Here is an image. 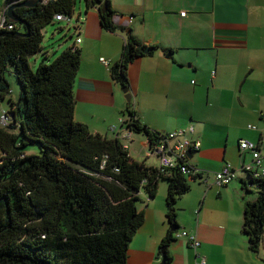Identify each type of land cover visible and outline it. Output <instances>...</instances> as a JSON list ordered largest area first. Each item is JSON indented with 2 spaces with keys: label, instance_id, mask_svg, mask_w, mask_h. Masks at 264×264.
Masks as SVG:
<instances>
[{
  "label": "crops",
  "instance_id": "crops-1",
  "mask_svg": "<svg viewBox=\"0 0 264 264\" xmlns=\"http://www.w3.org/2000/svg\"><path fill=\"white\" fill-rule=\"evenodd\" d=\"M108 1L115 31L102 27L99 7L85 15L81 10L77 18L82 63L75 121L93 134L123 137L131 104L153 132L184 131L201 144L189 165L202 178L187 177L190 191L176 206L177 231L167 222V185L161 184L153 200L141 194L138 209L144 223L130 245L128 264H165L162 246L171 232L169 264L202 259L205 264H264V239L254 253L242 232L245 206L257 195L253 186L251 193L245 188L250 178L243 168L253 163L252 155L240 150L243 140L263 146L259 172H264V0ZM130 35L155 50L129 65V104L111 69L122 60ZM101 58L111 62L110 68ZM135 137L143 138L140 144L148 153V139L131 134L126 141L131 155ZM146 155L132 158L146 164L157 159ZM152 164L147 166H160ZM226 167L236 171V180L218 188L214 175ZM181 232L197 235L200 248L177 238Z\"/></svg>",
  "mask_w": 264,
  "mask_h": 264
},
{
  "label": "trees",
  "instance_id": "trees-1",
  "mask_svg": "<svg viewBox=\"0 0 264 264\" xmlns=\"http://www.w3.org/2000/svg\"><path fill=\"white\" fill-rule=\"evenodd\" d=\"M77 1L16 9L24 24L6 21L14 30L0 28V105L14 95L8 73L21 87L19 102L10 100V109L0 114V264H128L130 245L144 223L141 192L153 200L166 182L167 222L177 227V203L190 191L180 168L140 163L121 138L93 134L75 121L80 47L74 44L51 64L32 69L30 58L44 50L43 31L57 15L72 18ZM105 1L108 11H100L101 24L115 31L110 2L85 0L87 10L101 9ZM154 50L130 35L122 60L111 69L112 79L128 88L129 65ZM128 114L127 132L145 136L149 149L167 140L169 134L143 125L131 104ZM32 145L40 146L39 155L27 154ZM248 176L245 188L251 193L253 186L257 198L245 206L242 232L250 251L258 253L264 239V177ZM173 240L171 232L163 242L165 264L171 261Z\"/></svg>",
  "mask_w": 264,
  "mask_h": 264
},
{
  "label": "built area",
  "instance_id": "built-area-1",
  "mask_svg": "<svg viewBox=\"0 0 264 264\" xmlns=\"http://www.w3.org/2000/svg\"><path fill=\"white\" fill-rule=\"evenodd\" d=\"M8 1V0H7ZM14 1V0H12ZM29 0H16L13 2V4H8L7 8L4 11H0V21L1 25L0 28L2 29H8L9 31L14 30V26L10 25L6 27L5 23L6 21H9L7 13L9 9L14 6L18 5L19 3H24ZM59 0H43L42 4H48L49 2H56ZM182 16L185 17L186 13H182ZM55 20L59 21H72V18L63 16V15H57ZM77 33L79 31V25H74ZM75 44L77 47H79L82 44V38L81 36L77 37ZM100 62L107 68H110L111 62L109 60H106L105 58H101ZM3 123H6L8 121V118L5 116V114L2 116ZM251 130H254L255 128L250 126ZM194 130L191 129L189 133H193ZM131 137V133L127 132L123 137H117L122 138L123 143L125 145L126 149H130L129 146L126 144V141H129ZM264 145V142L262 143ZM263 146L260 147V144H255L250 141L243 140L240 142V150L242 153H251L253 158V163L250 165H247L243 168V171L247 174H251L255 178L258 177H264V172H259L260 169H262V149ZM201 148V144L198 141H194L191 138L187 137V132L184 131H178L174 132L168 135L167 140L162 143V145L152 149H149L148 151V158L153 157L159 159L160 167L167 169V170H176L180 168V171L183 173V175L186 176H195L199 174V172H196L193 170L189 164H188V158L189 154L191 152H198ZM214 185L218 188L226 187L230 184H232L236 180V171L232 169L231 167H226L222 171L216 173L214 175ZM207 183V182H206ZM177 238H184L188 239L190 246L195 249L196 251L200 248L201 243L195 234H190L188 232H181L177 233ZM199 264H205V260L202 259Z\"/></svg>",
  "mask_w": 264,
  "mask_h": 264
},
{
  "label": "rangeland",
  "instance_id": "rangeland-1",
  "mask_svg": "<svg viewBox=\"0 0 264 264\" xmlns=\"http://www.w3.org/2000/svg\"><path fill=\"white\" fill-rule=\"evenodd\" d=\"M8 4L9 2L7 0H0V11H4L7 8ZM81 10L82 13L85 15V12L87 10L85 0L77 1L75 12L74 15L72 16V21L54 20V22L43 31L44 41L42 46L44 50L42 53L33 56L29 60L30 65L34 71H36L39 65L43 62H46V64H51L64 51L71 48L75 44L78 33L74 28L75 27L74 25L77 24V18ZM7 78L13 84L11 90L14 91V95L6 99L0 105V114L2 113V111L10 109L11 107L10 100H13L14 102L18 103L21 95V87L16 77L8 73ZM135 138L137 139L136 142L130 144L132 153L134 154V156L141 155V157L142 156L146 157L147 156L146 154L148 153L144 150V148H142L140 144L143 138L142 137H135ZM40 152H41V148L39 145H32L27 149V154L29 156H37L40 154ZM138 161L143 162V159L138 158ZM151 164H152L151 162H148L147 165L151 166ZM152 165H160L159 159H155ZM161 184H164L165 186L167 185V183L164 181ZM254 193L257 195V191H255ZM141 194L146 195L144 191H142Z\"/></svg>",
  "mask_w": 264,
  "mask_h": 264
},
{
  "label": "water",
  "instance_id": "water-1",
  "mask_svg": "<svg viewBox=\"0 0 264 264\" xmlns=\"http://www.w3.org/2000/svg\"><path fill=\"white\" fill-rule=\"evenodd\" d=\"M43 0H29V1H26L20 5H17V6H13L9 9L8 13H7V16H8V19L9 21L13 22V23H16V24H24L21 19L16 15L15 11L16 9H35L37 8L40 4H42ZM107 6H108V2L105 1L103 4H102V7L100 9L101 12L103 13H106L108 10H107ZM168 58L170 56H167ZM123 92L126 94V100L127 102L130 104L133 100V96L130 92V89L129 88H123ZM192 154H189V157H191ZM174 231H177L178 230V227L176 228H173Z\"/></svg>",
  "mask_w": 264,
  "mask_h": 264
},
{
  "label": "flooded vegetation",
  "instance_id": "flooded-vegetation-1",
  "mask_svg": "<svg viewBox=\"0 0 264 264\" xmlns=\"http://www.w3.org/2000/svg\"><path fill=\"white\" fill-rule=\"evenodd\" d=\"M20 4H22V3H19L18 5H20ZM14 6H17V5H14ZM13 7V6H12Z\"/></svg>",
  "mask_w": 264,
  "mask_h": 264
}]
</instances>
